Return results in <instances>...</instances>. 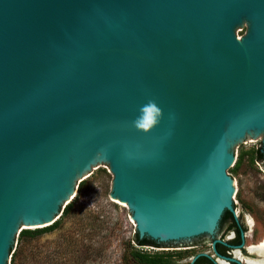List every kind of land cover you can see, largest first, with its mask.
Here are the masks:
<instances>
[{
	"label": "water",
	"instance_id": "1",
	"mask_svg": "<svg viewBox=\"0 0 264 264\" xmlns=\"http://www.w3.org/2000/svg\"><path fill=\"white\" fill-rule=\"evenodd\" d=\"M252 143L264 0H0V264L94 171L141 238L213 234Z\"/></svg>",
	"mask_w": 264,
	"mask_h": 264
},
{
	"label": "rangeland",
	"instance_id": "2",
	"mask_svg": "<svg viewBox=\"0 0 264 264\" xmlns=\"http://www.w3.org/2000/svg\"><path fill=\"white\" fill-rule=\"evenodd\" d=\"M262 145L252 143L239 151L230 172L238 190L237 213L245 225L248 216L254 221L248 225L249 243L264 238V160L257 154ZM112 185L113 179L94 171L73 198L74 209L68 215L62 213L57 227L28 241L23 242L20 235L15 239L11 264H147L135 252L160 250L135 241L136 223L128 209L112 201ZM168 249L172 263L195 253ZM199 250L208 252L211 246L205 243Z\"/></svg>",
	"mask_w": 264,
	"mask_h": 264
},
{
	"label": "flooded vegetation",
	"instance_id": "3",
	"mask_svg": "<svg viewBox=\"0 0 264 264\" xmlns=\"http://www.w3.org/2000/svg\"><path fill=\"white\" fill-rule=\"evenodd\" d=\"M237 214L234 219L226 212L223 214L219 225L213 234H202L191 240H182L178 242L160 243L159 246L154 244H146L142 246L167 247L168 250H180L181 253L197 248L202 244H210V251H195L189 256H183L177 263L171 264H251L252 261L258 260L260 254L251 249V247L261 245L262 240L258 242H248V225L253 226L254 223L248 222L245 225ZM248 220V218H247ZM178 248V249H170ZM165 250V249H162ZM219 254H218V253Z\"/></svg>",
	"mask_w": 264,
	"mask_h": 264
},
{
	"label": "trees",
	"instance_id": "4",
	"mask_svg": "<svg viewBox=\"0 0 264 264\" xmlns=\"http://www.w3.org/2000/svg\"><path fill=\"white\" fill-rule=\"evenodd\" d=\"M257 154H258V158H260L261 160H264L263 146L258 149ZM238 165H239V160L237 161V163L235 165V169L238 168ZM263 198H264V195H263ZM74 207H75V201H71L70 203H68L65 206L63 214H66V215L70 214L72 212V210L74 209ZM225 212L231 218L234 219V215L232 212H230L229 210H226ZM59 224H60V221L57 220L53 224L42 227V228L40 227V228H36V229H32V228L23 229L20 232V238L23 242L28 241L29 239L35 237L36 235H38V234H40L46 230H50V229L57 227ZM134 239L139 245H146V244H154L157 246L160 245V243H158L156 240L151 239L149 237L141 238L138 231L135 232ZM171 255L172 254L170 252H167L165 250L156 251L154 253L142 252V251H136L135 252V257L139 260H142L143 262H146L147 264H171V261L169 260V257Z\"/></svg>",
	"mask_w": 264,
	"mask_h": 264
},
{
	"label": "bare ground",
	"instance_id": "5",
	"mask_svg": "<svg viewBox=\"0 0 264 264\" xmlns=\"http://www.w3.org/2000/svg\"><path fill=\"white\" fill-rule=\"evenodd\" d=\"M233 182L235 184V180ZM247 218H248V221H250L251 223H254L251 216H248ZM251 249L254 251H257L260 254V258L258 260L252 261L251 264H264V240H262L261 245L257 247L256 246L251 247Z\"/></svg>",
	"mask_w": 264,
	"mask_h": 264
},
{
	"label": "clouds",
	"instance_id": "6",
	"mask_svg": "<svg viewBox=\"0 0 264 264\" xmlns=\"http://www.w3.org/2000/svg\"><path fill=\"white\" fill-rule=\"evenodd\" d=\"M153 109H155V106L154 105H152L151 106ZM157 112L159 111V109H155ZM138 123V126H141V127H147V125H143V124H140V122L138 121L137 122Z\"/></svg>",
	"mask_w": 264,
	"mask_h": 264
}]
</instances>
